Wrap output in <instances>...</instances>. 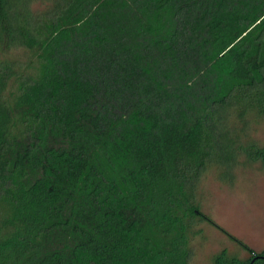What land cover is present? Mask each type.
Returning <instances> with one entry per match:
<instances>
[{"label":"trees","instance_id":"1","mask_svg":"<svg viewBox=\"0 0 264 264\" xmlns=\"http://www.w3.org/2000/svg\"><path fill=\"white\" fill-rule=\"evenodd\" d=\"M0 46L33 58L0 74V264H187L190 220L220 231L192 199L264 117V0H0Z\"/></svg>","mask_w":264,"mask_h":264},{"label":"rangeland","instance_id":"2","mask_svg":"<svg viewBox=\"0 0 264 264\" xmlns=\"http://www.w3.org/2000/svg\"><path fill=\"white\" fill-rule=\"evenodd\" d=\"M31 9L42 8L31 3ZM2 47V46H0ZM33 58L24 48L0 49V74L10 73L4 67L13 65L3 91L5 98L16 90V78L27 72ZM12 72V71H11ZM227 131L236 151L235 158H206L195 186L192 205L224 234L240 241L245 251L230 241L218 229L198 216L187 228V264H216L215 258L223 253L217 264H246L252 254L264 253V165L245 158L241 148L254 143L264 149V117L248 112L242 117L231 113ZM226 160L222 162L220 160ZM256 160V158H254Z\"/></svg>","mask_w":264,"mask_h":264},{"label":"water","instance_id":"3","mask_svg":"<svg viewBox=\"0 0 264 264\" xmlns=\"http://www.w3.org/2000/svg\"><path fill=\"white\" fill-rule=\"evenodd\" d=\"M249 264H251V262Z\"/></svg>","mask_w":264,"mask_h":264}]
</instances>
